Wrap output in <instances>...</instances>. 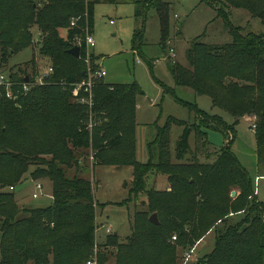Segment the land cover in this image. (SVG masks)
<instances>
[{
    "label": "trees",
    "instance_id": "obj_1",
    "mask_svg": "<svg viewBox=\"0 0 264 264\" xmlns=\"http://www.w3.org/2000/svg\"><path fill=\"white\" fill-rule=\"evenodd\" d=\"M100 0H0V53L6 63L10 54L31 48L37 34L40 54L50 61L53 75L45 86L32 87L18 100L0 89V264H86L95 250L99 264H181L210 233L212 252L194 264H264V204L249 174L231 147L216 151L214 163H202L191 155L190 137L207 139L200 127L169 117L152 142L159 145L157 160H136V85H109L95 81L92 115L95 166H132L131 194L145 199L132 221V234L124 240L110 234L96 242L97 207L92 183L69 178L68 169L80 168L82 152L93 147L85 121L89 108L74 101L73 85L87 78L82 56L69 54L73 40L94 32L95 6ZM227 8L245 9L264 24V0H212ZM162 46L169 40L167 5L158 4ZM222 11V9H221ZM232 42L208 45L198 37L189 50V67L177 63L172 72L177 86L209 96L213 106L229 113L238 123L254 118L258 157L264 162V35L243 34L228 13L221 12ZM79 19L75 26L72 21ZM60 31L67 33L66 38ZM1 63V64H2ZM91 66L98 68L92 54ZM9 74L23 83L29 73L21 68ZM66 84L64 90L59 87ZM19 90V88H15ZM195 110L208 127L234 129L219 116ZM185 127L173 155L171 129ZM208 142V141H207ZM30 173L34 181L53 184V205L21 209L15 188ZM152 173L166 177L169 188H148ZM10 189H13L12 192ZM237 195L232 197L233 191ZM27 214L21 217L22 213ZM157 214L159 225L151 223ZM176 237V240H173ZM201 244V243H200ZM100 245V247H99ZM113 247L114 250H110Z\"/></svg>",
    "mask_w": 264,
    "mask_h": 264
},
{
    "label": "rangeland",
    "instance_id": "obj_2",
    "mask_svg": "<svg viewBox=\"0 0 264 264\" xmlns=\"http://www.w3.org/2000/svg\"><path fill=\"white\" fill-rule=\"evenodd\" d=\"M34 1L41 3L42 0ZM159 1L167 5L169 12V40L165 48L162 46V26L157 9ZM221 12L228 13L231 23L242 28L243 34L264 35L261 19L254 18L245 9L227 8L212 0H100L95 6L93 38L96 46L91 49V54L97 57L98 65L107 73L105 83L136 84L143 91L137 97L136 104L137 162L146 164L157 160L159 145L153 146L152 142L166 126L168 118L174 117L186 121L191 128L200 127L207 134L208 142L196 138L195 131L190 137L191 155H197L200 162L214 163L216 151L231 147L252 179L259 200L264 204V162L258 157L256 134L252 126L255 119L247 116L237 123L229 113L214 107L209 96L198 95L188 87L177 86L172 72L176 63L189 67L188 53L198 37H202L201 41L208 45L232 42V34ZM60 35L66 38L67 33L60 31ZM38 38L36 34L31 48L10 54L6 63L0 59V74L12 78L9 75L12 69L15 68L13 72H16L17 68H21L29 73L27 78L32 82L47 71L51 67L50 61L40 54ZM59 87L64 90V86ZM73 98L78 103L74 95ZM195 106L207 115L222 117L234 129L229 133L207 127ZM88 108L90 115L85 124L87 128L91 123L95 127L98 121L91 114V108ZM93 128H88L93 147L82 152L80 168L68 169L66 174L69 178L80 176L92 183L97 207L96 242L102 244L108 238L106 228H111L112 234L117 233L120 240L132 234L133 216L136 211L143 209L140 203L145 197L131 194L134 178L132 166L94 165ZM184 131L185 127L178 125L171 129L170 149L173 155ZM38 183L43 185L42 190L37 189ZM147 185L149 189L157 190H166L170 186L166 177L156 173L149 176ZM13 192L21 209L32 210L53 205L52 182L44 178L34 181L30 173ZM35 194L37 198H34ZM26 216L24 212L21 214V217ZM200 243L190 257L185 256L181 260V264H194L210 254L215 245L214 233L208 234L205 241ZM97 251L103 252L104 249ZM114 262L111 259L108 264Z\"/></svg>",
    "mask_w": 264,
    "mask_h": 264
},
{
    "label": "built area",
    "instance_id": "obj_3",
    "mask_svg": "<svg viewBox=\"0 0 264 264\" xmlns=\"http://www.w3.org/2000/svg\"><path fill=\"white\" fill-rule=\"evenodd\" d=\"M79 19L72 21V26H75L77 21ZM94 33V32H93ZM93 33L89 30V28L86 29V36L85 38H81L80 36H77L74 38L73 43L75 46L81 47V56H82V49L85 47V57L84 60L88 66V72H87V78L82 80L80 83L73 85V95L78 100V103L87 105L90 107V110H93L94 106V100H95V81L105 79L107 76L106 71L102 70L101 67L98 65L97 69H94L91 66V49L96 46L95 40L93 38ZM84 46V47H83ZM171 53L173 54L174 51L171 50ZM140 64V61H138ZM53 75V68H49L47 71L42 72L40 76H37L32 82L29 78L28 82L23 83H17L13 82L12 78H9L8 76H5L3 74H0V89H4L5 97L10 100H18L20 96L24 93H27L32 87L35 86H45L49 84L50 79ZM62 86H67L66 84H61ZM15 88H19V90H15ZM92 114V112H91ZM93 123L88 124V128L92 129ZM253 129H256V126L254 123H252ZM38 190L43 189V185L41 183H38L37 185ZM34 198H37V195H34ZM107 235H110L113 233L111 228H106ZM173 240H176V237H173ZM97 249V248H96ZM98 251L96 250L95 254ZM194 252L192 251L191 254ZM187 257H190V254L186 255ZM186 257V258H187ZM86 264H99L98 256H93L91 259H89Z\"/></svg>",
    "mask_w": 264,
    "mask_h": 264
},
{
    "label": "water",
    "instance_id": "obj_4",
    "mask_svg": "<svg viewBox=\"0 0 264 264\" xmlns=\"http://www.w3.org/2000/svg\"><path fill=\"white\" fill-rule=\"evenodd\" d=\"M69 54H71L72 56H74L76 59H80L81 58V47L80 46H75L72 49L69 50ZM29 81V78H26V82ZM237 192L233 191L232 192V197L236 196ZM150 222L155 224V225H159V218L157 216V214H154L150 217Z\"/></svg>",
    "mask_w": 264,
    "mask_h": 264
},
{
    "label": "crops",
    "instance_id": "obj_5",
    "mask_svg": "<svg viewBox=\"0 0 264 264\" xmlns=\"http://www.w3.org/2000/svg\"><path fill=\"white\" fill-rule=\"evenodd\" d=\"M205 244V243H204ZM203 246V245H202ZM196 251V250H195Z\"/></svg>",
    "mask_w": 264,
    "mask_h": 264
}]
</instances>
